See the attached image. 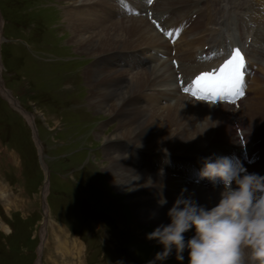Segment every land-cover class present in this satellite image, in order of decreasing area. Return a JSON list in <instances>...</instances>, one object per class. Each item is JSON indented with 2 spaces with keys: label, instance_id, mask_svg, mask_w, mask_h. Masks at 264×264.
Listing matches in <instances>:
<instances>
[{
  "label": "rangeland",
  "instance_id": "1",
  "mask_svg": "<svg viewBox=\"0 0 264 264\" xmlns=\"http://www.w3.org/2000/svg\"><path fill=\"white\" fill-rule=\"evenodd\" d=\"M64 5L0 0L9 38L1 55L5 84L36 116L43 145L36 148L24 117L0 96V264H36L44 220L42 155L51 175L39 249L43 264H81L79 258L83 264H117L111 257L120 251L133 264H199L181 248L179 228L166 232L138 222L130 190L114 189L104 176V137L114 134L117 121L87 99L84 71L93 59L74 51ZM64 233L81 245L75 240L69 251Z\"/></svg>",
  "mask_w": 264,
  "mask_h": 264
},
{
  "label": "bare ground",
  "instance_id": "2",
  "mask_svg": "<svg viewBox=\"0 0 264 264\" xmlns=\"http://www.w3.org/2000/svg\"><path fill=\"white\" fill-rule=\"evenodd\" d=\"M58 1L65 4L63 24L70 32L69 41L74 51L93 59L84 71L89 87L87 99L96 112L117 121L114 134L104 137L103 153L108 164L104 176L114 189L130 190L133 214L138 222L166 232L179 228L177 240L181 248L196 255L199 264H264V220L255 219L244 227L236 243V231L241 228V222L233 218L229 226L220 227L213 219L216 213L231 208L236 201L233 196L224 190L187 188L161 172L144 173L129 161L141 156L140 153H151L160 159L167 153L193 155L200 152L208 140H205L208 131L201 112L182 108L181 104L165 107L154 104L153 99L149 101L150 107L139 104L137 95L142 89L150 86L152 93L153 88L159 87L155 86L157 81L172 78L168 62L142 73L104 65L119 51L140 49V53L146 54L147 47L160 45L163 39L145 19H101L92 15H96L94 9L92 14L85 13L90 10L91 2L101 0ZM217 1L213 0L211 6L219 8ZM115 62L119 63L117 58ZM159 74L161 76L157 77ZM1 93L5 95L2 90ZM28 120L32 123L30 117ZM168 184L172 189L163 190L162 200V196H157V188ZM43 193L47 195V187ZM171 199L173 202L169 203ZM205 219L208 223L203 222Z\"/></svg>",
  "mask_w": 264,
  "mask_h": 264
}]
</instances>
